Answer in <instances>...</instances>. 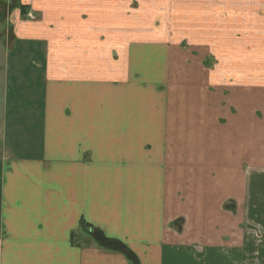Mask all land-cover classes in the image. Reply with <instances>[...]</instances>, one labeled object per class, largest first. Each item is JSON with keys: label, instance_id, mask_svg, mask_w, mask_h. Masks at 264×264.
Masks as SVG:
<instances>
[{"label": "crops", "instance_id": "crops-1", "mask_svg": "<svg viewBox=\"0 0 264 264\" xmlns=\"http://www.w3.org/2000/svg\"><path fill=\"white\" fill-rule=\"evenodd\" d=\"M0 1V264L263 253L231 203L264 175L256 106L210 83L251 63L243 0Z\"/></svg>", "mask_w": 264, "mask_h": 264}, {"label": "rangeland", "instance_id": "rangeland-1", "mask_svg": "<svg viewBox=\"0 0 264 264\" xmlns=\"http://www.w3.org/2000/svg\"><path fill=\"white\" fill-rule=\"evenodd\" d=\"M241 12L242 24L244 27L248 28V31L251 28V33H253L256 40H258L257 46L253 43L251 44L253 49L243 48L244 57L242 61L248 60V62L251 61V63L248 64L244 62L242 65H239L243 71V79H217L215 77L210 79V83L212 88L216 87L220 89L224 87L226 89V98L231 97V92L234 93L235 89L241 88L244 90V88H247V91L251 92L253 97L252 104L256 106L258 116V122L254 124H256L255 127H258L260 133L259 138L264 142V0H243V11ZM210 52L213 53V50L211 49ZM224 70L229 72L228 68H223L222 71ZM237 93L238 91L236 90V94ZM263 150L264 149L260 152V156H264ZM244 168L246 169V165H244ZM248 171L252 170L249 168ZM258 177L259 179H256V184L253 186L252 194L248 198L251 209L247 208L248 203L246 201H243L241 204H239L240 202L237 204H235L234 201L230 202L233 203L232 205L234 208L232 216L236 221L240 222L238 226L242 228L243 240L241 241L239 237L237 244L240 247L241 243L244 245L247 243L252 246L253 250H257L258 248V250L262 252V250H264V238H257H262L264 234V175ZM235 181L234 184L237 182ZM227 210L231 211L233 209L228 208ZM250 216L253 217L252 220L259 221L263 225V230L260 228L259 224H255L251 220ZM254 235H256L257 238ZM251 252L252 250L248 247L246 249L243 247L242 253L238 252L236 248L221 247L220 250H213L210 252L216 253L215 257L208 255L204 259V257L200 255L199 258L201 262H197V264H264V251L257 256Z\"/></svg>", "mask_w": 264, "mask_h": 264}, {"label": "trees", "instance_id": "trees-1", "mask_svg": "<svg viewBox=\"0 0 264 264\" xmlns=\"http://www.w3.org/2000/svg\"><path fill=\"white\" fill-rule=\"evenodd\" d=\"M1 2V1H0ZM0 13H2V11L0 12ZM0 16H1V14H0ZM88 226V225H87ZM86 225H82V229H81V232H83V233H81V234H86V235H89V228L87 227Z\"/></svg>", "mask_w": 264, "mask_h": 264}, {"label": "built area", "instance_id": "built-area-1", "mask_svg": "<svg viewBox=\"0 0 264 264\" xmlns=\"http://www.w3.org/2000/svg\"><path fill=\"white\" fill-rule=\"evenodd\" d=\"M29 17L33 18V16L31 14H29Z\"/></svg>", "mask_w": 264, "mask_h": 264}]
</instances>
